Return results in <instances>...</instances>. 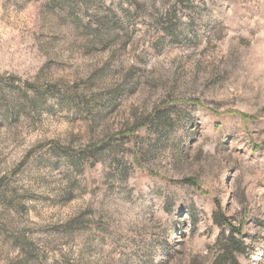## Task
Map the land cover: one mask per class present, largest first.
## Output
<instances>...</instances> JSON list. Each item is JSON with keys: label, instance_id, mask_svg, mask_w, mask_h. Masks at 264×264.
<instances>
[{"label": "rangeland", "instance_id": "rangeland-1", "mask_svg": "<svg viewBox=\"0 0 264 264\" xmlns=\"http://www.w3.org/2000/svg\"><path fill=\"white\" fill-rule=\"evenodd\" d=\"M0 264H264V0H0Z\"/></svg>", "mask_w": 264, "mask_h": 264}, {"label": "trees", "instance_id": "trees-1", "mask_svg": "<svg viewBox=\"0 0 264 264\" xmlns=\"http://www.w3.org/2000/svg\"><path fill=\"white\" fill-rule=\"evenodd\" d=\"M233 248L235 249L234 251H232V250H230L229 252H228V254L229 255H236V254H239V253H241V248L238 246V245H235V246H233Z\"/></svg>", "mask_w": 264, "mask_h": 264}]
</instances>
